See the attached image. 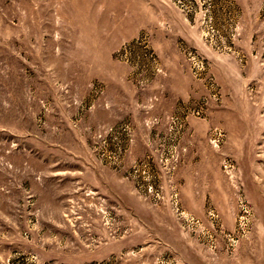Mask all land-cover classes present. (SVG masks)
Masks as SVG:
<instances>
[{
    "label": "rangeland",
    "instance_id": "374dc122",
    "mask_svg": "<svg viewBox=\"0 0 264 264\" xmlns=\"http://www.w3.org/2000/svg\"><path fill=\"white\" fill-rule=\"evenodd\" d=\"M0 264H264V0H0Z\"/></svg>",
    "mask_w": 264,
    "mask_h": 264
}]
</instances>
